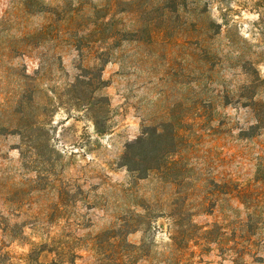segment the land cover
Instances as JSON below:
<instances>
[{"label":"rangeland","instance_id":"rangeland-1","mask_svg":"<svg viewBox=\"0 0 264 264\" xmlns=\"http://www.w3.org/2000/svg\"><path fill=\"white\" fill-rule=\"evenodd\" d=\"M134 31L136 41L120 39ZM255 102L264 104V0H0V215L27 240L73 251L147 208L126 238L144 245L137 264H165L170 212L239 232L232 188L251 184L264 157ZM142 135L129 149L135 179L120 158ZM170 150L178 165L145 172ZM242 245L241 263L226 241L182 259L261 264L264 234ZM0 246L23 264L29 246L1 231ZM78 253L74 264H95Z\"/></svg>","mask_w":264,"mask_h":264},{"label":"trees","instance_id":"trees-1","mask_svg":"<svg viewBox=\"0 0 264 264\" xmlns=\"http://www.w3.org/2000/svg\"><path fill=\"white\" fill-rule=\"evenodd\" d=\"M42 34V33H41ZM39 34L33 35L37 37ZM130 37L126 34L121 35L120 39L123 41H136L133 38L134 32L128 33ZM115 38L111 36L108 39ZM101 41V39H99ZM105 62V61H104ZM256 103V102H255ZM254 103V104H255ZM256 106L264 107V104L257 102ZM94 125L97 128V123L94 120ZM161 133L162 128L157 129ZM142 135L138 137L134 143L128 144L126 146L125 152L121 156L122 165L126 167L130 177L139 178V169L133 167L131 161L134 160L130 148H133L135 144L144 142L147 138ZM175 154L176 150H170L165 155L164 162L159 168H146L145 172L156 170V171H168L171 167L178 165L180 163L179 159L170 160L167 155ZM20 156L24 155V151L19 150ZM184 169V168H183ZM231 196L235 198L239 204L243 206L245 219L241 223H238L239 232L231 230L230 233L225 234L222 232V227L217 223L212 225L209 229H204L203 226L196 224L192 217L193 213L188 212V210H178L177 212H170L168 216L171 219L172 232L170 234L169 243L165 246L162 252L164 255L165 264H184L182 259L183 253L188 251L192 246H208L210 244L220 245L223 241L228 243V250H240L237 259L232 260L234 263H241L242 252H248V246H243L242 244L247 243L251 239V235H256L257 233L264 234V157L260 159L257 165L256 172L253 178V182L245 187L232 188ZM60 204L63 202L60 199ZM143 213L133 212L127 218H121L120 224H114L109 228L100 230L95 233L89 240L78 239L79 243L77 248L73 251H67L66 249L60 248H48L46 244L34 243L26 239L23 234L22 228H18L17 224L10 225L5 222V218L0 215V231L3 235L9 239V241L22 242L23 245L29 246L27 253L23 254L19 259L23 264H74L76 259L81 258L78 251H88L92 253L95 257V264H137V262L142 258L141 252L144 251V245H134L127 241V235L132 231L137 230V224L143 223L144 219L147 217V208H142ZM54 211L58 213L60 218L63 208H55ZM237 211V210H236ZM129 220L131 222H129ZM135 223V224H134ZM237 233V234H236ZM240 239V243L239 240ZM230 244V246H229ZM242 249V250H241ZM47 251L52 252L55 258L44 263L40 261V255L42 252ZM61 251V252H57ZM150 254V252L148 253ZM246 253H244L245 255ZM8 253L2 251L0 246V264H11L8 262ZM59 257H61L59 259ZM147 257V256H144ZM149 258V256L147 257ZM145 259V258H144ZM258 262L264 264V258H257ZM257 261V260H256Z\"/></svg>","mask_w":264,"mask_h":264}]
</instances>
